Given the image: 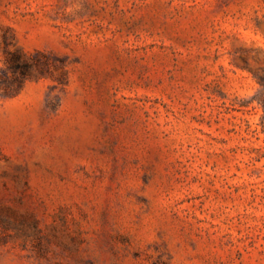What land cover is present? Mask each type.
<instances>
[{
    "label": "rangeland",
    "instance_id": "374dc122",
    "mask_svg": "<svg viewBox=\"0 0 264 264\" xmlns=\"http://www.w3.org/2000/svg\"><path fill=\"white\" fill-rule=\"evenodd\" d=\"M0 264H264V0H0Z\"/></svg>",
    "mask_w": 264,
    "mask_h": 264
}]
</instances>
